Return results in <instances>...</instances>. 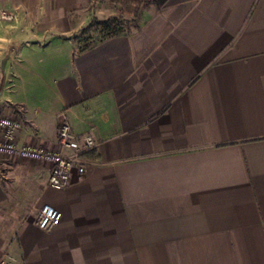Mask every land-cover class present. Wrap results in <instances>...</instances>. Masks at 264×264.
<instances>
[{
    "label": "crops",
    "instance_id": "crops-1",
    "mask_svg": "<svg viewBox=\"0 0 264 264\" xmlns=\"http://www.w3.org/2000/svg\"><path fill=\"white\" fill-rule=\"evenodd\" d=\"M102 1L0 0V117L20 144L58 150L62 121L96 144L62 190L0 155V260L264 264V0H168L83 48Z\"/></svg>",
    "mask_w": 264,
    "mask_h": 264
},
{
    "label": "built area",
    "instance_id": "built-area-1",
    "mask_svg": "<svg viewBox=\"0 0 264 264\" xmlns=\"http://www.w3.org/2000/svg\"><path fill=\"white\" fill-rule=\"evenodd\" d=\"M10 16L0 14V19L8 20ZM21 128L18 120L0 117V155L25 160L40 161L50 164L47 179L53 190L64 189L74 168L83 171L88 155L96 148L91 136L75 135L66 121L58 129L59 149L51 150L35 144H20L16 138ZM60 223L58 211L50 205H44L38 212L36 226L41 231H49ZM0 264H13L9 255L0 260Z\"/></svg>",
    "mask_w": 264,
    "mask_h": 264
},
{
    "label": "rangeland",
    "instance_id": "rangeland-1",
    "mask_svg": "<svg viewBox=\"0 0 264 264\" xmlns=\"http://www.w3.org/2000/svg\"><path fill=\"white\" fill-rule=\"evenodd\" d=\"M140 4L138 5L137 16L122 14L120 12V5L118 0H104L100 2V6L104 11V21L109 20L112 27H120L124 33L130 31L138 25V19L142 10L153 4L148 3L146 0H137ZM154 6V5H153ZM98 21H92L82 33L79 34L80 41H82L81 47H87L95 42H98L103 39L105 34L101 30V27H96ZM94 23V24H93Z\"/></svg>",
    "mask_w": 264,
    "mask_h": 264
},
{
    "label": "trees",
    "instance_id": "trees-1",
    "mask_svg": "<svg viewBox=\"0 0 264 264\" xmlns=\"http://www.w3.org/2000/svg\"><path fill=\"white\" fill-rule=\"evenodd\" d=\"M148 3L153 4L156 8H161L165 5L168 0H146ZM120 5V12L122 14L137 16L138 13V5L140 4L137 0H118ZM96 23V24H94ZM93 24L96 27H101V30L105 34L103 39L112 38L115 36H119L124 33V31L120 27H112L111 22L109 20H105L102 22H94ZM87 48V47H84Z\"/></svg>",
    "mask_w": 264,
    "mask_h": 264
}]
</instances>
